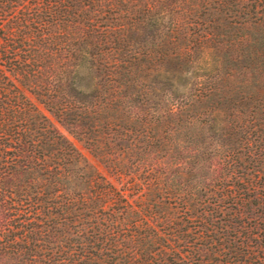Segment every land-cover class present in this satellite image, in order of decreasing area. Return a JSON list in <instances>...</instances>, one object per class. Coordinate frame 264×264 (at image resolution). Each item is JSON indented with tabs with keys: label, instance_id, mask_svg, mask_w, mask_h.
Segmentation results:
<instances>
[{
	"label": "trees",
	"instance_id": "1",
	"mask_svg": "<svg viewBox=\"0 0 264 264\" xmlns=\"http://www.w3.org/2000/svg\"><path fill=\"white\" fill-rule=\"evenodd\" d=\"M0 264H264V0H0Z\"/></svg>",
	"mask_w": 264,
	"mask_h": 264
},
{
	"label": "rangeland",
	"instance_id": "2",
	"mask_svg": "<svg viewBox=\"0 0 264 264\" xmlns=\"http://www.w3.org/2000/svg\"><path fill=\"white\" fill-rule=\"evenodd\" d=\"M32 98V97H31ZM33 99V98H32ZM39 108L45 113V115L57 126V128L66 136H68L74 145L79 149V151L87 157V159L93 163L102 173H106V170L104 169V166L102 163H100L88 150L82 145L80 141H78L76 138H74L72 135H70L62 125H60L53 117V115L47 111L42 104L38 103L37 104Z\"/></svg>",
	"mask_w": 264,
	"mask_h": 264
}]
</instances>
